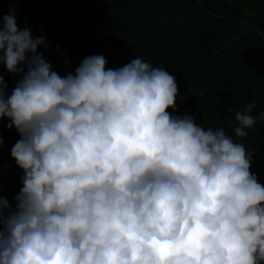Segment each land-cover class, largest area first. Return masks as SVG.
<instances>
[{
	"label": "clouds",
	"instance_id": "clouds-1",
	"mask_svg": "<svg viewBox=\"0 0 264 264\" xmlns=\"http://www.w3.org/2000/svg\"><path fill=\"white\" fill-rule=\"evenodd\" d=\"M10 11L0 67L22 78L9 94L0 75V121L24 175L15 208L0 196V264L264 262V185L243 144L171 116L174 76L140 57L113 70L92 55L62 77Z\"/></svg>",
	"mask_w": 264,
	"mask_h": 264
},
{
	"label": "trees",
	"instance_id": "trees-1",
	"mask_svg": "<svg viewBox=\"0 0 264 264\" xmlns=\"http://www.w3.org/2000/svg\"><path fill=\"white\" fill-rule=\"evenodd\" d=\"M10 10L19 29L44 37L38 52L62 77L92 55L113 70L138 57L164 68L178 85L170 115H190L205 131L223 128L264 185V0H0V17ZM0 75L9 94L22 78L4 67ZM252 103L247 114L256 122L236 137V113ZM9 123L0 121V196L15 208L24 173L11 157L20 135Z\"/></svg>",
	"mask_w": 264,
	"mask_h": 264
},
{
	"label": "rangeland",
	"instance_id": "rangeland-1",
	"mask_svg": "<svg viewBox=\"0 0 264 264\" xmlns=\"http://www.w3.org/2000/svg\"><path fill=\"white\" fill-rule=\"evenodd\" d=\"M249 58V56L247 57V59Z\"/></svg>",
	"mask_w": 264,
	"mask_h": 264
}]
</instances>
